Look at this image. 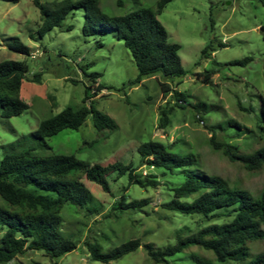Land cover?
I'll list each match as a JSON object with an SVG mask.
<instances>
[{
	"label": "rangeland",
	"instance_id": "rangeland-1",
	"mask_svg": "<svg viewBox=\"0 0 264 264\" xmlns=\"http://www.w3.org/2000/svg\"><path fill=\"white\" fill-rule=\"evenodd\" d=\"M43 2L61 0H42ZM99 0L102 11L108 16H120L141 7L157 8L160 0ZM84 9L70 12L62 21L36 41L30 37L41 25L39 8L33 0H0V62L25 61L26 78L19 96L29 104L21 114L3 117L0 112V160L11 147L33 144L35 154L48 156L75 154L90 163L108 165L115 161L132 163L144 177L156 175L158 186L141 187L129 184L127 175L114 179L109 176L111 192L100 184L81 180L90 189L94 202L101 206L99 212L90 213L66 203L61 210L62 233L77 243L76 249L56 258L61 264H104L92 260L86 241L98 242L104 251L134 238L141 246L133 252L114 260L113 264H166L155 263L147 254L145 243L157 247L174 244L178 234L226 218L208 219L202 214H186L163 207L174 196L173 187L184 181L179 171H164L141 163L138 147L149 140H161L180 153H194L199 167L210 174L221 175L232 187L247 188L257 194L264 188V169L258 172L246 170L239 161H231L221 151L210 146V126L222 123L224 130L216 129L221 141L238 144L245 150H254L264 141L250 131L241 133L229 120H235L248 129H257L261 96H264V0H168L158 15L166 27L169 39L179 43V54L186 74L170 79L162 73L144 77L131 83L139 74L131 51L116 32L84 35ZM72 26L71 29H68ZM17 37L29 46V55L8 47L9 38ZM224 42L225 46L220 43ZM211 43L215 50L203 56V49ZM251 57L246 64H234L235 60ZM206 70L213 71L208 83L197 78ZM42 72L41 82L31 78ZM86 72H99L98 83L106 88L87 101L109 114L118 123L112 132L99 131L90 113L78 129L65 128L46 139L50 147L27 136L40 122L67 106L79 107L84 103L89 78ZM76 80V81H75ZM167 82L173 88L186 93L185 107H176L170 114L171 122L160 127L161 108L174 105V95L162 90L160 83ZM177 83H179L177 85ZM203 102L216 108L202 110L194 107ZM239 103L251 110H243ZM197 110H200L198 112ZM201 115L206 124L196 118ZM19 144V141L23 137ZM151 178V177H150ZM125 193L128 200L148 198L149 204L123 212H112V206ZM195 197H189L192 200ZM186 199V198H185ZM0 204L6 202L0 197ZM1 235V232H0ZM252 252L246 261L264 251V239L249 243ZM210 258L213 264H244L246 261L216 260L212 252L193 245L168 258L169 264H197L192 252ZM1 264H53V259L40 250H26L13 260Z\"/></svg>",
	"mask_w": 264,
	"mask_h": 264
},
{
	"label": "trees",
	"instance_id": "trees-1",
	"mask_svg": "<svg viewBox=\"0 0 264 264\" xmlns=\"http://www.w3.org/2000/svg\"><path fill=\"white\" fill-rule=\"evenodd\" d=\"M167 1L160 0L156 9L141 7L124 15L111 17L102 11L99 0H33L40 10L42 22L30 37L36 41L42 39L47 32L60 26L70 12L82 8L85 12L82 28L84 35L92 36L113 30L131 51L139 70L137 78L131 83L140 82L144 77L157 73L170 79L181 78L186 74L179 54L181 45L170 41L166 27L158 18ZM118 4L122 5L123 1L118 0ZM71 28L72 26L68 27ZM9 40L10 49L30 54V47L19 38L10 37ZM220 45L223 47L225 43L221 42ZM209 50H215L211 43L203 49V56ZM250 60L251 57H246L232 63L246 64ZM27 69L25 61L0 62V112L3 117L19 115L29 107L19 96ZM86 75L90 82L86 86L84 103L79 107L67 106L59 113L42 120L38 128L27 137L50 147L46 141L48 137L65 128L78 129L90 113L93 115L94 126L99 131L107 129L112 132L118 128L113 117L97 109L92 102L87 103L97 95L92 90L106 88L98 83L101 73L86 72ZM212 75L213 71L206 70L198 74L197 78L208 83ZM31 80L41 82L42 72H37ZM160 85L166 94L172 92L175 99L174 105L161 108L160 127H165L171 122L170 114L175 106L184 108L187 99L185 92L173 88L169 83L161 82ZM260 99L257 129H248L235 120H229L228 123L241 130L240 134L247 130L264 141V96ZM239 106L243 110H251L241 103ZM194 107L202 110L216 108L215 105L203 102ZM196 118L208 126L201 115L198 114ZM210 128V146L214 150L221 151L231 161H239L250 172L264 169V143L254 150H245L238 144L218 139L216 129L224 130L222 123ZM27 137H23L19 144ZM35 149L33 144L11 147L0 160V197L6 202V205L0 204V264L13 260L26 250H40L53 259V264H61L55 259L76 249L77 243L66 237L60 229L62 208L66 203L87 207L90 213L99 212L101 208L89 207L94 202V197L81 180L83 176L100 184L107 192H111L109 176L113 173L115 180L127 175L129 184L141 187H156L159 184L155 179L156 175L144 177L132 163H90L75 154L38 156ZM138 151L142 164L164 169L165 172L179 171L184 176V181L172 188L173 198L164 202L163 207L186 214H202L208 219L226 218L195 231L189 230L190 233L186 235L179 233L174 244L157 247L152 242L145 243L146 252L155 263L169 264V257L193 245L211 251L220 262L246 261L252 256L249 243L264 239V188L255 194L247 188L232 187L223 176L210 174L200 168L199 158L194 153L173 151L161 140L143 142ZM193 195L195 197L192 200H187ZM149 202L148 198L128 200L123 193L112 206V212L117 215V212L131 208H142ZM141 244L140 239L134 238L104 251L98 242L86 241L90 258L104 264H113L114 260L136 251ZM191 257L197 264H213L210 258L195 251ZM244 264H264V251L256 253L254 258Z\"/></svg>",
	"mask_w": 264,
	"mask_h": 264
}]
</instances>
